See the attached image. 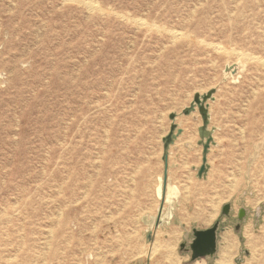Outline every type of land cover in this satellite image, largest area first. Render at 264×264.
Segmentation results:
<instances>
[{
    "label": "rangeland",
    "instance_id": "1",
    "mask_svg": "<svg viewBox=\"0 0 264 264\" xmlns=\"http://www.w3.org/2000/svg\"><path fill=\"white\" fill-rule=\"evenodd\" d=\"M0 264H264V0H0Z\"/></svg>",
    "mask_w": 264,
    "mask_h": 264
},
{
    "label": "water",
    "instance_id": "2",
    "mask_svg": "<svg viewBox=\"0 0 264 264\" xmlns=\"http://www.w3.org/2000/svg\"><path fill=\"white\" fill-rule=\"evenodd\" d=\"M201 103L202 102L199 101L197 107H200ZM194 104L195 103H192L191 107L187 108L185 112H189L190 110H193ZM180 133H181V129H177L176 134L172 135V138H175ZM199 136L203 139L200 142L202 144L203 155H202V163L197 169V177L201 178L202 176L205 175L207 171L206 154L209 149V146L213 144V137L211 135V131L207 130L205 127L199 128ZM166 181H167V158L166 155H164V169H163L162 187H161L162 199L164 198V189H165ZM228 210H229L228 205L223 206L222 214H227ZM241 215H242V211L240 213V218ZM217 227H218V222H215L210 228L193 231V239L188 243L191 251V260H194L197 257H207V256L211 257L215 253ZM151 235L152 233L149 232L147 234V238L151 239Z\"/></svg>",
    "mask_w": 264,
    "mask_h": 264
},
{
    "label": "bare ground",
    "instance_id": "3",
    "mask_svg": "<svg viewBox=\"0 0 264 264\" xmlns=\"http://www.w3.org/2000/svg\"><path fill=\"white\" fill-rule=\"evenodd\" d=\"M88 6H90V7H92L91 6V3H86ZM141 21V20H140ZM143 24V23H142ZM144 24H145V22H144ZM146 25H148V24H146ZM154 24H153V28H154ZM163 29V28H162ZM157 30V29H156ZM158 30H160V29H158ZM164 30V29H163ZM165 31V30H164ZM172 32H173V30H172ZM176 32V31H175ZM179 33H181L180 31H178ZM166 33V32H165ZM178 34V33H177ZM170 35V34H169ZM174 36V34H171V36ZM176 35V34H175ZM187 35H189V34H187ZM184 36V35H183ZM176 39H177V37H176ZM174 41V40H173ZM203 42V41H202ZM210 43V42H209ZM220 44V43H219ZM211 45H213V44H211ZM209 46V45H208ZM214 46H215V44H214ZM217 46V45H216ZM220 45H218V47H219ZM209 47H211V46H209ZM221 47V46H220ZM216 48V47H215ZM214 48V49H215ZM220 49V48H219ZM223 49V48H222ZM217 51V50H216ZM215 51V52H216ZM220 51V50H219ZM234 51V50H233ZM218 52V51H217ZM230 51H226V53H229ZM239 52V51H238ZM234 53H237L236 51L234 52ZM233 55V54H232ZM242 55V54H241ZM244 55V54H243ZM243 55L241 56V57H243ZM244 58V57H243ZM247 58V57H246ZM249 58V57H248ZM247 58V60H252L251 58H253V56H251V58L250 59H248ZM255 59V58H254ZM253 59V60H254ZM244 60H245V58H244ZM257 60V59H256ZM263 63V62H262ZM188 94V93H187ZM173 120H174V118H173ZM194 120V119H193ZM213 144H215V142L213 141ZM164 152V151H163ZM164 156V155H163ZM234 174H235V172H234ZM233 175V174H232ZM234 177V176H233ZM159 178V180H160V183L158 184V186H157V197L158 198H161V195H162V191H161V183H162V177H158ZM191 181V180H190ZM235 182V181H234ZM230 184V183H229ZM235 186V185H234ZM230 187H231V185H230ZM174 189H175V191H176V187H174V186H171L170 184H167V192H166V196H165V202H167V203H171V201H172V198H173V196L176 194V192L174 191ZM216 201V200H215ZM219 202V201H218ZM222 207V206H221ZM157 209H158V207H157ZM168 214H170V212L168 213ZM162 220V219H161ZM154 236V235H153ZM151 237H152V235H151ZM153 238V237H152ZM238 238V237H237ZM153 246V245H152ZM152 248V247H151ZM153 248H154V246H153ZM155 250V249H154ZM152 251H153V249H152ZM151 251V252H152ZM150 253V252H149ZM231 257V256H230ZM227 259V258H226ZM227 262H228V260H226ZM230 262H231V260H230Z\"/></svg>",
    "mask_w": 264,
    "mask_h": 264
},
{
    "label": "crops",
    "instance_id": "4",
    "mask_svg": "<svg viewBox=\"0 0 264 264\" xmlns=\"http://www.w3.org/2000/svg\"><path fill=\"white\" fill-rule=\"evenodd\" d=\"M154 239H155V234H154V236H153V242H154ZM153 242H151V244H153Z\"/></svg>",
    "mask_w": 264,
    "mask_h": 264
}]
</instances>
